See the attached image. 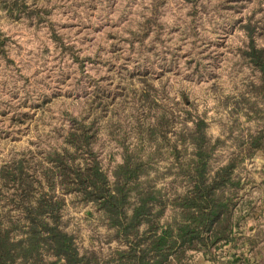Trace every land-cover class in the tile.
I'll use <instances>...</instances> for the list:
<instances>
[{"label": "rangeland", "instance_id": "obj_1", "mask_svg": "<svg viewBox=\"0 0 264 264\" xmlns=\"http://www.w3.org/2000/svg\"><path fill=\"white\" fill-rule=\"evenodd\" d=\"M28 2L41 17L0 11L1 228L23 221L19 189L7 174L22 160L28 180L40 177V161L66 147L79 124L91 127L92 147L110 176L124 146L132 147L141 127L162 112L177 128L186 110L202 114L210 135L225 139L231 130L245 136L264 128L243 111L232 113L233 100L260 83V71L242 55L250 41L243 25L255 26L263 46L264 0H164L156 13V0ZM234 150V139H226L218 163ZM263 159L245 161L257 180ZM254 188L256 209L242 222L245 234L264 227V193ZM92 210L66 198L63 224L83 247L105 232L89 217ZM245 252L252 264H264V255Z\"/></svg>", "mask_w": 264, "mask_h": 264}, {"label": "trees", "instance_id": "obj_2", "mask_svg": "<svg viewBox=\"0 0 264 264\" xmlns=\"http://www.w3.org/2000/svg\"><path fill=\"white\" fill-rule=\"evenodd\" d=\"M156 1L155 13L164 0ZM0 11L41 17L28 0H0ZM243 28L250 41L242 55L261 76L233 100L232 113L264 122V45L256 43L255 26ZM145 100L150 105L149 94ZM185 115L178 128L166 112L141 127L111 176L92 147L91 127L83 124L68 134L66 147L47 152L35 180L24 176L21 160L7 176L19 189L23 221L0 227V264H252L245 248L256 259L264 255V227L254 234L242 228L256 209L254 187L264 188V159L254 169L260 180L245 167L247 159L264 158V128L245 136L231 130L226 139H234L236 150L218 163L226 139L210 135L206 116ZM68 196L74 205L94 206L88 215L105 229L99 242L83 247L66 230Z\"/></svg>", "mask_w": 264, "mask_h": 264}, {"label": "crops", "instance_id": "obj_3", "mask_svg": "<svg viewBox=\"0 0 264 264\" xmlns=\"http://www.w3.org/2000/svg\"><path fill=\"white\" fill-rule=\"evenodd\" d=\"M259 191H261V193H264V188L260 189ZM263 196H264V194H263ZM202 264H213V263L210 261H204Z\"/></svg>", "mask_w": 264, "mask_h": 264}]
</instances>
